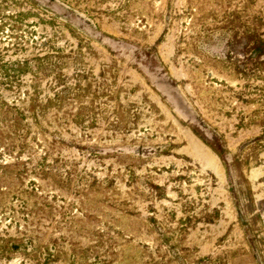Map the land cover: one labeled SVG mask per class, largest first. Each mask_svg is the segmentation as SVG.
Segmentation results:
<instances>
[{"label": "rangeland", "instance_id": "obj_1", "mask_svg": "<svg viewBox=\"0 0 264 264\" xmlns=\"http://www.w3.org/2000/svg\"><path fill=\"white\" fill-rule=\"evenodd\" d=\"M0 264H264V0H0Z\"/></svg>", "mask_w": 264, "mask_h": 264}, {"label": "bare ground", "instance_id": "obj_2", "mask_svg": "<svg viewBox=\"0 0 264 264\" xmlns=\"http://www.w3.org/2000/svg\"><path fill=\"white\" fill-rule=\"evenodd\" d=\"M204 163H205L204 165L208 168H214L215 166V165H212V163L208 159L206 161L204 160Z\"/></svg>", "mask_w": 264, "mask_h": 264}]
</instances>
